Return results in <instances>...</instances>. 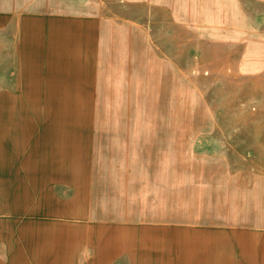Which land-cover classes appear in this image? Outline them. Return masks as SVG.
<instances>
[{"label":"crops","instance_id":"1","mask_svg":"<svg viewBox=\"0 0 264 264\" xmlns=\"http://www.w3.org/2000/svg\"><path fill=\"white\" fill-rule=\"evenodd\" d=\"M1 32L47 34L55 65L103 66L95 165L104 187L94 200L97 218L160 220L183 203L194 233L252 237L257 253L250 264H264V0H0ZM169 66L176 67L175 78L165 73ZM174 80L192 83L212 118L187 144L189 203L176 189L161 188L173 162L157 132L125 136L137 121L131 102L142 84L149 98L163 99ZM173 111L151 109L147 123H172L163 114ZM134 155L142 156V188L130 185L139 165Z\"/></svg>","mask_w":264,"mask_h":264},{"label":"rangeland","instance_id":"2","mask_svg":"<svg viewBox=\"0 0 264 264\" xmlns=\"http://www.w3.org/2000/svg\"><path fill=\"white\" fill-rule=\"evenodd\" d=\"M48 44L47 34L0 33V264L253 263L257 250L252 237L196 234L192 211L183 203L176 214L160 220L97 218L94 200L104 187L95 165L103 66L55 65ZM166 68L169 78H175L176 67ZM55 84L63 90H54ZM169 85L170 97L151 99L142 84L131 102L137 121L125 136L157 132L173 162L170 180L161 188L168 193L176 189L189 203L187 144L212 118L192 83L174 80ZM166 100L173 106L159 105ZM151 109L175 110L163 114L172 123L149 125ZM134 156L139 165L130 185L142 188V156ZM125 160L123 176L129 185ZM155 187L149 184L151 190ZM141 197L139 192L136 198Z\"/></svg>","mask_w":264,"mask_h":264}]
</instances>
